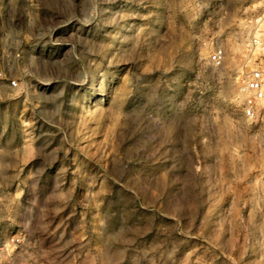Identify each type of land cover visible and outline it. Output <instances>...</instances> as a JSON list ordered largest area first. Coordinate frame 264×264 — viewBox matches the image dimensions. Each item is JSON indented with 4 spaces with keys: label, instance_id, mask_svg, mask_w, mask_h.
Returning a JSON list of instances; mask_svg holds the SVG:
<instances>
[{
    "label": "rangeland",
    "instance_id": "obj_1",
    "mask_svg": "<svg viewBox=\"0 0 264 264\" xmlns=\"http://www.w3.org/2000/svg\"><path fill=\"white\" fill-rule=\"evenodd\" d=\"M260 66L264 0H0V264H264Z\"/></svg>",
    "mask_w": 264,
    "mask_h": 264
},
{
    "label": "built area",
    "instance_id": "obj_2",
    "mask_svg": "<svg viewBox=\"0 0 264 264\" xmlns=\"http://www.w3.org/2000/svg\"><path fill=\"white\" fill-rule=\"evenodd\" d=\"M211 61L220 64L221 52H214ZM11 85H15V83L12 82ZM242 90L247 94L242 113L244 117L251 118L255 114V104L264 100V66L256 67L249 72ZM2 254L3 248L0 246V258Z\"/></svg>",
    "mask_w": 264,
    "mask_h": 264
}]
</instances>
